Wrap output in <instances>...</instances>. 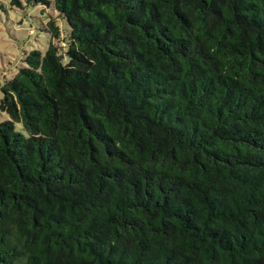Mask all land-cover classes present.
Instances as JSON below:
<instances>
[{"label":"trees","instance_id":"obj_1","mask_svg":"<svg viewBox=\"0 0 264 264\" xmlns=\"http://www.w3.org/2000/svg\"><path fill=\"white\" fill-rule=\"evenodd\" d=\"M0 2V264H264V0Z\"/></svg>","mask_w":264,"mask_h":264},{"label":"rangeland","instance_id":"obj_2","mask_svg":"<svg viewBox=\"0 0 264 264\" xmlns=\"http://www.w3.org/2000/svg\"><path fill=\"white\" fill-rule=\"evenodd\" d=\"M1 4L0 2V87L5 78L11 77L22 64L25 52L32 49L45 51L49 36L41 30L42 22L55 17L59 27L66 28L64 20L40 5L15 10L8 2ZM1 96L0 89V98ZM6 118L0 112V121Z\"/></svg>","mask_w":264,"mask_h":264}]
</instances>
